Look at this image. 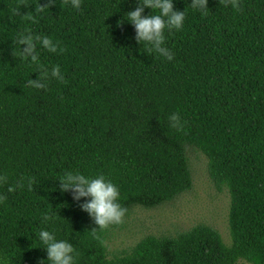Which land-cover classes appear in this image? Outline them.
<instances>
[{"label": "trees", "instance_id": "obj_1", "mask_svg": "<svg viewBox=\"0 0 264 264\" xmlns=\"http://www.w3.org/2000/svg\"><path fill=\"white\" fill-rule=\"evenodd\" d=\"M235 2L208 0L206 16L187 8L182 30L166 33L167 61L147 53L124 19L139 0H82L79 11L64 0H0V176L35 179L31 192L0 185V253L11 264H46L33 236L45 212L56 214L57 236L73 244L78 264H264V0ZM189 3L173 0L174 10ZM26 32L58 42L62 52L38 50L65 82L24 87L38 76L13 54ZM188 148L206 157L211 179L230 195L231 244L198 224L109 257V233L136 208L160 209L193 188ZM68 169L102 173L119 189L127 211L104 230L103 246L70 191H59L54 178Z\"/></svg>", "mask_w": 264, "mask_h": 264}, {"label": "clouds", "instance_id": "obj_2", "mask_svg": "<svg viewBox=\"0 0 264 264\" xmlns=\"http://www.w3.org/2000/svg\"><path fill=\"white\" fill-rule=\"evenodd\" d=\"M52 0H49V4ZM82 0H64V6L79 11ZM208 0H190L185 10H174L173 0H139V5L125 14L124 19L131 23L135 30V40L146 49L147 53L155 54L167 61L173 59L171 50L166 46V33L181 31L185 19L186 9L206 16L210 9ZM222 8L237 7L235 0H219ZM49 9L48 5L39 4L38 10ZM152 10L150 15H143L144 9ZM15 13V9H13ZM13 54L20 60L34 67L38 74L37 79L28 78L23 82L25 88L46 89L50 79L65 82L64 73L58 65L50 67L41 63L39 49L48 53L63 51L58 49V42H54L50 36L26 32L19 34L14 40ZM169 126L179 129L183 126L177 112H172L167 117ZM59 181L61 193H71L72 199L79 203L82 211L86 212L90 219L98 227L90 230L92 239L100 246L105 244L104 230L112 225H119L123 221L126 208L119 203L120 192L116 184L104 174H85L78 169L63 171L56 178ZM0 185H7L6 192L12 193L17 189L33 191L35 179L32 175H22L14 184L9 183L7 177L0 176ZM6 195L0 193V202L6 199ZM83 198V199H82ZM56 214L45 212L41 216V225L34 232L36 246H41L46 252V264H78L79 253L73 244L66 239L58 238L57 229L53 226ZM0 264H11V257L6 253H0ZM40 264H45L44 260Z\"/></svg>", "mask_w": 264, "mask_h": 264}, {"label": "rangeland", "instance_id": "obj_3", "mask_svg": "<svg viewBox=\"0 0 264 264\" xmlns=\"http://www.w3.org/2000/svg\"><path fill=\"white\" fill-rule=\"evenodd\" d=\"M190 151L188 148L193 188L160 209L136 208L121 227L109 233L106 241L109 257H119L130 252L139 241L149 235L176 236L198 224L214 228L225 244H231L230 195L227 189L219 188L211 179L206 157ZM237 264L248 263L239 261Z\"/></svg>", "mask_w": 264, "mask_h": 264}]
</instances>
